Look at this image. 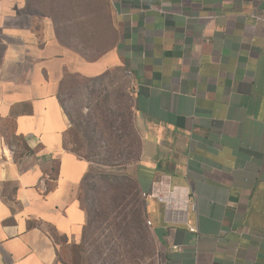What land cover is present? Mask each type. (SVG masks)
<instances>
[{"label": "crops", "instance_id": "obj_1", "mask_svg": "<svg viewBox=\"0 0 264 264\" xmlns=\"http://www.w3.org/2000/svg\"><path fill=\"white\" fill-rule=\"evenodd\" d=\"M113 72L139 141L127 173L183 201L143 198L157 264H264V0H0V264L79 243L89 162L64 147L58 92Z\"/></svg>", "mask_w": 264, "mask_h": 264}, {"label": "rangeland", "instance_id": "obj_2", "mask_svg": "<svg viewBox=\"0 0 264 264\" xmlns=\"http://www.w3.org/2000/svg\"><path fill=\"white\" fill-rule=\"evenodd\" d=\"M126 86L127 79L117 72L102 81H83L74 77L63 80L58 94L71 120L66 136L69 149H78L75 143L81 139V131L87 126L92 127L96 123L102 129V124L106 122L111 126L109 136L95 138L97 151L90 153L88 149L79 148V154H88L87 157L96 163L109 159L115 165L136 158L139 141L132 125L131 99ZM92 167L90 185L99 182L100 177L96 172L99 168L95 164ZM115 174L106 173L107 176ZM118 182L127 185V206L121 209V205L110 214V226L107 222L98 225V228L97 225L90 226L79 243L62 247L59 255L63 264H157L158 245L153 231L146 224L147 217L142 218L138 229L129 223L125 237L119 231L114 232L112 224L117 226L121 223V227L124 226L128 219L122 220V217L137 211L138 205L143 203L141 194L136 192L129 180L119 178ZM77 198L83 200L84 194L79 191ZM111 232L113 236L107 238ZM51 236L58 243L63 242L54 233Z\"/></svg>", "mask_w": 264, "mask_h": 264}, {"label": "trees", "instance_id": "obj_3", "mask_svg": "<svg viewBox=\"0 0 264 264\" xmlns=\"http://www.w3.org/2000/svg\"><path fill=\"white\" fill-rule=\"evenodd\" d=\"M105 78V77H104ZM104 78H100L98 80L94 81H102ZM67 114V113H66ZM68 119L70 120V116L67 114ZM71 122V120H70ZM111 127V126H110ZM110 127L107 125L106 122L102 124V129L98 124H93L91 126H87L86 129L81 131V139H78L75 143L76 147L79 149H88L89 152H96V137L106 135L109 136ZM100 129V130H99ZM126 127L124 128V130ZM101 131V132H100ZM96 132L99 134L97 135ZM64 147L66 149L70 150L77 156L84 158L89 162V168L88 172L84 176L79 191L84 194V199L79 201L81 209L84 211L86 216L85 225L82 230L81 238L84 239L85 233L88 227L94 226L100 224H105L106 222L110 226V214L113 213L117 208H119L121 205V209L127 206L126 203V197H127V191H125V187L127 185L121 184L118 182L119 178H122L123 180H129L132 185H134V189L138 193L139 191L136 188L134 180L130 177V175L127 173V167L134 163L139 154V147L137 150V156L132 161L129 159L125 161L124 163H118V165L112 164V162L108 160H104L102 162H92L91 159L88 156V154H85L86 156H82L79 154L78 149H69L66 144L64 143ZM95 164L99 169L96 170V172H99V182L94 183L92 185L88 184L89 177L91 172L93 171L92 165ZM115 175L107 176L106 173H114ZM103 173V174H101ZM112 177V178H110ZM143 203L138 205L137 211H132L130 215H124L122 220L128 219L124 226L121 227V223L116 225L112 224V227L114 229V232L119 231L120 235L126 236V233L128 232V225L129 223L132 224V226H135L138 229V225H140L142 218L147 217L146 216V200L142 199ZM144 213V214H143ZM117 215V214H116ZM109 218V219H108ZM146 220V224H147ZM96 228V229H97ZM110 236H113V232L109 233V236L107 238H110Z\"/></svg>", "mask_w": 264, "mask_h": 264}, {"label": "built area", "instance_id": "obj_4", "mask_svg": "<svg viewBox=\"0 0 264 264\" xmlns=\"http://www.w3.org/2000/svg\"><path fill=\"white\" fill-rule=\"evenodd\" d=\"M162 185V183H160V186ZM175 188H172L171 190V193H162L161 189H153L150 193H142L141 196L142 198H145V199H155L157 202L161 203L164 205L165 207V210L166 211H170V208L172 205H175L176 204H179L180 202H183L181 201V198L180 197H175L173 198L171 195H172V192L174 193L175 192ZM147 225H150V222L147 221ZM189 231L193 232L194 229L189 227Z\"/></svg>", "mask_w": 264, "mask_h": 264}]
</instances>
